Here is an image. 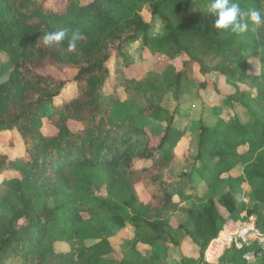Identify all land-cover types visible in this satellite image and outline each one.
<instances>
[{"label":"trees","instance_id":"obj_1","mask_svg":"<svg viewBox=\"0 0 264 264\" xmlns=\"http://www.w3.org/2000/svg\"><path fill=\"white\" fill-rule=\"evenodd\" d=\"M47 2L0 0V55L12 63L8 76L0 78V127L14 128L20 141L18 149L8 143L9 150H16L12 155L0 154V264H14L15 259L18 264H150L135 249L137 243L154 245L143 235L124 239L116 260L109 240L124 230V209L131 211L135 229L179 246L176 232L182 228L175 231L170 223L179 211L172 189L195 176L226 205L238 201L235 193L245 182L256 202L264 204V26L240 35L218 31L208 11H194L193 0H93L85 6L71 3L62 11ZM236 2L244 10L262 11L264 0ZM144 6L165 23L164 37L147 36L151 26L140 14ZM80 11L89 20H82ZM67 12L65 40L42 46L40 38L54 32L52 24ZM73 32L81 39L69 51ZM139 39L149 54L167 50L172 67L179 59L172 83L177 91L203 77L205 59L214 63V70L255 91L236 87L225 98L232 113L228 121L220 118L221 108H214L215 127L202 126L191 137L190 170L178 177L168 176L178 142L173 127L167 124L157 136L146 127L148 119L161 116L157 92L148 89L149 75L135 79L125 74V51ZM247 57L260 61L258 76L247 73ZM48 65L74 72V97L62 98L65 81L39 73ZM198 84L206 87V82ZM42 104L51 108V135L42 132ZM140 136L147 140L146 149L133 155L128 146ZM52 176L64 179V185L42 187L40 181ZM101 187L107 196L95 204L92 189ZM138 187L146 201L139 198ZM43 191L53 200L51 207L40 195ZM177 196L182 201L190 197L180 191ZM186 213L200 241L193 264H206L203 252L224 219L214 204L195 215ZM87 241L95 243L88 246ZM57 244L69 249L57 252ZM185 260L183 256L189 264Z\"/></svg>","mask_w":264,"mask_h":264},{"label":"rangeland","instance_id":"obj_2","mask_svg":"<svg viewBox=\"0 0 264 264\" xmlns=\"http://www.w3.org/2000/svg\"><path fill=\"white\" fill-rule=\"evenodd\" d=\"M92 1L93 0H48L47 5L55 10L62 11L71 3L85 6ZM193 3L194 11L207 12L210 5L205 0H193ZM110 5V3L104 4L105 7H110ZM261 9L264 12V3L262 4ZM149 10V7L144 6L140 11L143 20L151 26L147 32V36L149 38L160 39L166 35L164 28L165 23L159 17L152 16ZM68 15L69 13L67 12L65 16L52 24L54 32L59 31L60 29L67 30L66 22ZM79 16L84 21L89 20L87 13L83 11L79 12ZM142 43V39H139L137 42L130 44L125 51V63L127 67L125 74L127 77H133L135 79H139L145 74L146 76L149 75L150 83L148 89L149 91L157 92L156 101H158V104L161 107V116L157 120L148 119L146 121V127L151 130L153 136L161 134L165 130L167 124H171L173 127L175 139H178V142L173 150L175 153V161L170 171H168V176L178 177L181 173L189 172L190 170L188 160L192 155L191 137H194L202 126L210 129L215 127L218 116H216L214 108H221V115L219 114L220 118L228 121L231 118L232 113L224 103L225 98L233 95L236 87L241 91H255L248 88L245 83L237 82L236 78H230L219 71L214 70V63L207 59L204 61L207 63V71L203 77H200L198 82L191 80V86L177 91L172 87V83L174 76L180 67L179 59H174L172 62L174 66L172 67L169 61V52L167 50L154 49L153 53L149 54L148 51H144ZM246 65L247 73L255 76L260 74V61L257 58L247 57ZM11 68L12 63L5 56L0 55V78L3 79L8 76ZM39 73L66 82V88L61 92L63 99H69L75 96L76 92L71 82L74 77V72L72 70L66 68L60 70L54 66L48 65L40 69ZM153 75L155 76L154 78ZM194 76L195 79L199 77L196 66H194ZM198 83H204L206 87L201 88ZM105 91L107 94L110 93L108 87L105 88ZM118 93H120V91H118ZM50 110L51 108L46 104H42L38 109V114L41 117L43 124L42 132L44 135H51L55 132V129L49 125L47 119ZM10 141L16 144L17 149L20 147V141L14 128L1 126L0 154L4 155L6 153L12 155L16 152L15 149L9 150L7 145ZM146 146L147 140L140 136L129 144L128 151L133 153V155H137L145 150ZM240 149H242V147H240L239 150ZM40 183L42 184V187L51 186L52 188H59L64 185L65 181L61 177L52 176L49 179L40 181ZM205 190L203 182H201L197 176H195L190 182L184 179L182 185L172 189L173 201L179 205V211L172 215L170 223L172 229L175 231H177L179 227L182 228L179 232H176V237L180 242L179 246L157 240L154 234L147 229H135L132 226L131 211L129 209H124L126 215L124 230H122L116 237L109 240L117 255V259L115 256L113 259L120 260L121 254L119 245L124 239L132 240L136 236L143 235L152 239L154 245L150 246L137 243L135 249L145 259H151L150 264H184L183 256L186 257L185 261L187 263L193 264V261H195L199 255V249L196 244H200V241L197 239V234L191 222L190 214L188 215L186 211H190L191 215H195L205 206L210 204L216 205L219 213L224 219V223H222L217 237L221 234L226 223L229 221L252 219L255 226L261 231H264V204L256 202L255 194L248 182L243 183L239 191L235 193V196L238 197V201H236V203L231 201L228 205L218 200L217 195L211 196L209 194L210 192ZM224 190L228 191L227 188ZM92 191L94 197L93 202L95 204H98L99 200L107 196L103 187L93 188ZM179 191L190 195V197L186 201H182L181 198L177 196ZM137 192L141 200H147V195L142 188L138 187ZM203 193H205V195ZM40 195H43V199L48 201V205L51 207L53 200L47 198L48 192L43 191ZM196 196H198L200 200H196ZM238 202H240L241 205H238ZM235 211L236 215L234 216ZM213 240L203 252V261L206 264H264L263 257H260V259L256 258L253 262L245 263L241 259V254L235 252L229 247L221 251V255L218 254L215 259L210 260L208 258V247ZM94 243L95 241L86 242L88 246ZM68 249L69 247L67 245L62 244H57L55 248V250L60 253H64ZM14 264H18L17 259L14 260ZM113 264L117 263L114 261Z\"/></svg>","mask_w":264,"mask_h":264},{"label":"clouds","instance_id":"obj_3","mask_svg":"<svg viewBox=\"0 0 264 264\" xmlns=\"http://www.w3.org/2000/svg\"><path fill=\"white\" fill-rule=\"evenodd\" d=\"M209 17H214L213 27L221 32L240 35L264 26V12L256 8L244 10L236 0H211ZM68 35L66 29L45 33L40 39L42 46L60 45ZM81 39L78 32H73L68 43V50L75 51L77 42Z\"/></svg>","mask_w":264,"mask_h":264},{"label":"built area","instance_id":"obj_4","mask_svg":"<svg viewBox=\"0 0 264 264\" xmlns=\"http://www.w3.org/2000/svg\"><path fill=\"white\" fill-rule=\"evenodd\" d=\"M227 247L241 254L245 263L264 258V231L258 229L252 219L229 221L221 234L209 245L208 258L215 259Z\"/></svg>","mask_w":264,"mask_h":264}]
</instances>
